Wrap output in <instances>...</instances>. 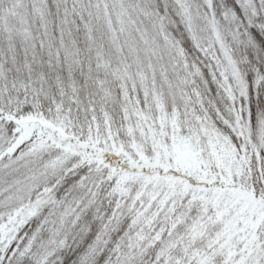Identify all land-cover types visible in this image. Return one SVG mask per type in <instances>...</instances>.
I'll return each mask as SVG.
<instances>
[{
	"label": "snow or ice",
	"instance_id": "6c2138e0",
	"mask_svg": "<svg viewBox=\"0 0 264 264\" xmlns=\"http://www.w3.org/2000/svg\"><path fill=\"white\" fill-rule=\"evenodd\" d=\"M0 264H264V0H0Z\"/></svg>",
	"mask_w": 264,
	"mask_h": 264
}]
</instances>
